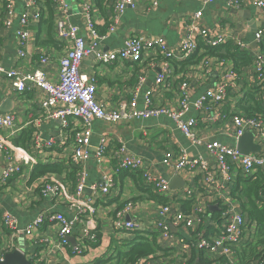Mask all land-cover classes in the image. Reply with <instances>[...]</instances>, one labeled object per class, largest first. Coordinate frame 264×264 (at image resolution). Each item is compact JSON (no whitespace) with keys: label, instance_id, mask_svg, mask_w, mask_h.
I'll use <instances>...</instances> for the list:
<instances>
[{"label":"crops","instance_id":"1","mask_svg":"<svg viewBox=\"0 0 264 264\" xmlns=\"http://www.w3.org/2000/svg\"><path fill=\"white\" fill-rule=\"evenodd\" d=\"M118 0H65L66 12L63 13L58 3L47 6L45 0H35V5L28 8L29 14L39 13V18L28 24L31 39L25 49L23 58L18 56L16 34L19 29V16L25 10L24 4L16 1L13 9V20L9 26H4L7 13L0 0V65L6 70L16 69L22 74H29L37 69L42 70L47 79L56 83L58 80V58L72 47L69 39H58L56 36V23L64 20L66 24L75 25L79 34L87 39L86 19L82 14L83 6L90 8V18L97 28L99 36L107 32V26L116 14L114 5ZM156 2V5H154ZM201 8L195 0H134L133 8H128L120 15L119 23L114 34L102 41V50L112 51L119 49L123 42L133 37L152 39L161 37L167 47L178 54L177 45L182 33L183 21L193 12ZM202 23L212 33L224 35L227 42L219 46L218 53L207 54L199 49L191 58L190 65L180 66L177 55L169 60V75L165 81L147 98V91L155 86L156 76L162 70L161 56L154 51L145 50L142 59L133 63L130 61H116L103 66L95 61L85 60L81 72L85 76L93 75L96 82V98L106 110H116L120 105L127 109L142 110L147 100L153 106H164L171 111L180 109L178 89L183 81L189 83V101L194 102L208 89L213 88L228 70H234L237 80L227 89L225 101L218 107V113L223 115L218 121L212 119V114L204 110L189 108L183 119H196L193 132L200 138L234 145L232 138L233 127L231 117L243 115L241 106L247 93L255 94L260 108L264 110V83L256 79L254 59L258 56L264 62V37L260 42L253 39L257 30L264 27V11L253 6L250 0H240L235 8H229L226 0H213L203 6ZM50 18V23L46 21ZM49 26V27H48ZM243 42L249 45L246 50L252 61L249 65L235 66L227 57V49L238 48L237 44ZM218 47V48H219ZM241 50L240 48H238ZM46 58V63H40ZM240 62L236 61V64ZM42 91L39 88H28L21 95L15 92L11 79L0 76V113H10L14 116L12 132L16 135L22 130L31 129L40 133L42 139H53L54 148L41 156V163H57L62 166V172L55 175L72 193L76 184V168L69 162L70 155L75 147V134L80 130L78 120H69L68 127L62 129L59 121L43 120L40 107ZM246 115V114H245ZM251 132V131H249ZM8 133V132H5ZM252 133V132H251ZM253 135V133H252ZM100 136L108 141L102 170L110 173L116 167L119 142H122L126 151L124 155L132 154L141 159V166L132 172L121 171L113 176V183L106 195L98 189H86L83 198L90 200L95 207L93 223L97 239L93 243L82 241L79 230L83 222L79 223L73 234L69 246L59 248L58 229L55 222H44L33 237L17 236L14 247H11V233L0 226V252L18 248L26 259L33 264H113L107 261L113 253V244L130 248L136 244H143V240L154 242L155 253L142 258L151 261V264H209L216 256L210 253L198 252L194 248L185 249L183 239L188 240L189 235L201 234L210 237L220 232L218 224V204H226L240 212L243 200L232 191L240 172L237 168L230 171V180L215 185H203L199 171L173 172L164 166L161 161L167 158L175 161L180 158L182 150L188 157L199 156L209 162L210 170L217 175L216 164L204 147L193 148L184 136L167 117L151 120H124L111 124L95 121L92 125V135L88 152L94 162L84 167L88 174V182L96 185L102 184L99 166L95 161L94 153ZM254 137V135H253ZM254 139V138H253ZM257 141L254 140V143ZM32 150V148H31ZM264 151V148H263ZM4 160L0 159V178L4 167ZM145 173H153L170 182L179 177L183 181L181 189L171 190L158 195L143 178ZM32 170L23 167L18 174L12 176L5 185H0V219L3 212H9L16 217L20 225H25L39 212L51 205L57 212H63L66 217L71 214L66 211L64 200L57 196L53 201L43 197L36 178H31ZM47 175V174H46ZM218 181H222L216 177ZM191 188L192 195L187 197L183 189ZM157 196H156V195ZM237 196V197H236ZM160 197L167 200L179 215L191 216L195 219V210L201 209L204 213V223L195 228V232L181 226L170 228V238H160L156 227L157 213L163 206ZM192 199L188 210L182 208V202ZM126 204H131L129 214L122 216V220L136 221L141 225L139 233L115 231L112 225L115 215L122 211ZM214 207L215 210H210ZM195 221V220H194ZM169 223V222H168ZM169 225V224H168ZM67 238V239H68ZM154 238V239H153ZM138 239H143L142 241ZM13 243V242H12ZM81 250L80 254L73 252V247ZM239 248V247H238ZM238 248L231 256V264H241ZM125 249V250H126ZM13 251V250H12Z\"/></svg>","mask_w":264,"mask_h":264},{"label":"built area","instance_id":"2","mask_svg":"<svg viewBox=\"0 0 264 264\" xmlns=\"http://www.w3.org/2000/svg\"><path fill=\"white\" fill-rule=\"evenodd\" d=\"M16 1L22 2L25 7V10L19 16V29L16 34L18 56L23 58L28 41L31 39L28 24L31 21L37 20L39 13L29 14L28 12V8L35 5V0H4L3 9L8 15L4 26H9L12 23L14 17L13 9ZM195 1L200 4L201 8L191 13L183 21L182 33L177 45L178 54L174 50L169 49L165 40L161 37L152 39L133 37L124 41L123 45L117 50L103 51L102 41L115 33L120 15L126 9L133 8L134 6V0H118L114 5L116 14L109 21L107 32L103 36H99L97 28L90 18V8L88 5H84L82 10V14L86 19L87 39L79 34V30L75 25L66 24L64 20H59L56 23L57 38L60 40L69 39L72 43V47L58 58V80L56 83L50 82L45 73L40 69L29 74H22L16 69L6 70L0 65V76L11 79L15 92L19 95L28 88H39L42 91L43 95L40 100V107L43 113V120L59 121L62 129L68 127L70 119L78 120L81 125L80 130L76 132L74 137L76 145L70 155L71 162H69L77 171V179L73 192L71 193L66 188V182L63 183L55 175L47 174L37 179L39 182L37 188L40 194L51 201L57 196L62 197L65 209L71 214V217H66L63 212H57L50 205L22 226L11 213L3 212L0 226L10 231L12 237L11 247H14L17 236L22 234L26 237H33L46 221L55 222L59 225V248L69 246L67 238L73 234V231L76 230V227L81 222L84 225L79 230V238L88 243L96 241L97 234L93 223L95 207L90 200L83 198L84 191L88 189L94 192L99 189L103 195H106L112 186L113 176L121 171L132 172L137 170L141 166L142 161L135 155H124L126 147L122 142H119L116 167L110 173L105 172L102 170L101 164L105 159L108 141L105 136H100L95 147L94 158L99 166L102 184L89 183L84 165L90 158L88 148L92 135V125L95 121L116 124L131 119L151 120L160 117L169 118L173 122L174 127L189 142L190 146L193 148H205L216 164L217 175L215 176L210 170L209 162L199 156L188 157L185 150H182L181 156L177 160L170 161L165 158L161 163L175 173L180 171H199L202 176L201 182L203 185H218L220 182L229 181L230 171L233 168L239 170L240 177L252 176L258 170L264 173V119L261 116L233 115L231 117V124L233 127L232 138L235 144L230 146L211 141L207 137L200 138L196 136L193 132L196 119H183L186 111L192 107L195 110H204L208 114H212L214 121L220 120L223 115L219 114L217 109L225 101L227 89L233 86L237 80V74L234 70L226 71L221 80L213 88L208 89L194 102L189 101V83L183 81L178 89L180 102V109L178 111H171L164 106H153L149 100H147L142 110L127 109L125 105H120L116 110H106L97 101L95 77L93 75L85 76L81 72L82 64L85 60L95 61L103 66L110 65L119 60L136 63L141 61L145 50L154 51L161 56L162 70L156 76L155 86L146 93L147 98H150L152 93L161 86L169 75V60L174 59L177 55L180 60L187 59L195 53L199 43L205 47L214 48L227 42V38L224 35L212 33L202 23L203 6L210 4L213 0ZM54 2L58 3L63 13L66 12L65 0H54ZM226 3L229 8H235L240 4V0H226ZM250 3L264 11V0H250ZM154 5H156V2H154ZM262 37H264V27L256 31L253 39L256 42H260ZM237 46L241 50H247L249 47L248 44L243 42L238 43ZM46 61V58L39 60L40 63H46ZM253 62L256 79L264 83L263 58L258 56ZM14 121L13 114L0 113V159H3L5 162L0 178V185H5L23 167L32 170L39 164L60 163H41V156L47 153V151H51L55 146V142L53 139H42L40 133L32 134L25 147L15 146L12 143V139L17 138L20 133L18 132L14 135L12 132ZM249 131L253 133V138L257 141L256 144L260 145L261 151L258 154L242 155L236 148V142L245 132ZM216 177H219L222 181H218ZM143 178L156 194L165 196L168 193V180L153 173H145ZM183 190L185 196L189 197L192 195L191 188L187 187ZM169 204L163 205L157 213L158 221L156 227L160 233V238H170L169 226L171 224L174 227L181 226L191 232H195V228L200 227L204 223V213L201 209L195 210L194 221L191 216L179 215ZM131 206V204H126L122 211L115 215L112 225L115 231H126L132 233L134 237L135 234L139 233L141 225L133 220H122V216L129 214L131 211ZM217 207L219 211L218 224L221 228L220 232L210 237L197 234L196 238H194L195 236L189 235L188 240L183 239V243L185 249L194 248L198 252L215 255L216 259L212 260L209 264H231V256L243 242L247 241L244 236L246 217L241 210L238 212L236 208L226 204L220 205L219 202ZM15 249L18 248L16 247ZM73 252L80 254L81 250L75 246L73 247ZM5 253L0 252V262L3 261ZM137 264H151V261L139 259ZM256 264H264V260H260Z\"/></svg>","mask_w":264,"mask_h":264},{"label":"trees","instance_id":"3","mask_svg":"<svg viewBox=\"0 0 264 264\" xmlns=\"http://www.w3.org/2000/svg\"><path fill=\"white\" fill-rule=\"evenodd\" d=\"M2 1L4 2V0ZM45 2L48 7L54 4V0H45ZM46 22L49 24L50 18H48ZM218 47H205L199 43L194 55L199 49H204L207 54H212L213 52L218 53V51L221 50V47ZM227 57L234 62L236 67L249 65L252 61L246 50H239L238 48H232V51L227 49ZM191 58L180 62V66L190 65L192 63ZM236 61L240 62V64H236ZM256 100L255 94L249 92L245 95L244 102L239 107L241 111L246 114H243L244 116H261L264 119V110L260 108L259 102ZM30 130L31 129H24L17 138L12 139V143L15 146L25 147L31 138ZM61 172L62 166L57 163L47 165L39 164L32 169L31 178L34 179L46 174L59 175ZM235 193L240 196V198L236 196L237 199L244 201L241 203L240 210L246 217L244 236L247 241L243 242L238 248L237 252L239 253V259L241 264H256L260 260H264V173L258 170L252 176H242L238 178L232 195H235ZM160 201L162 205H165L167 202V200L162 197H160ZM191 203L192 199L182 202V208L185 211L188 210ZM138 240L142 241L143 239ZM155 248L154 242L147 241L146 239L143 240V244L138 243L127 249L125 245L118 246L113 244L114 251L107 261L114 262L113 264H137L139 259L154 254ZM107 263L109 264L110 262ZM190 264L193 263L190 262Z\"/></svg>","mask_w":264,"mask_h":264},{"label":"water","instance_id":"4","mask_svg":"<svg viewBox=\"0 0 264 264\" xmlns=\"http://www.w3.org/2000/svg\"><path fill=\"white\" fill-rule=\"evenodd\" d=\"M236 148L242 155L248 154H258L261 151V147L259 144L254 143L253 135L251 132H245L236 142ZM91 162H94L90 157L86 164L89 165ZM183 187V181L179 179V177H175L169 184V188L171 190L181 189ZM210 210H215L214 207H210ZM171 228V227H170ZM172 230V228H171ZM71 239L68 238V241ZM0 264H33L29 260L26 259L25 255L22 251L15 249L11 252H7L4 254L3 261Z\"/></svg>","mask_w":264,"mask_h":264}]
</instances>
